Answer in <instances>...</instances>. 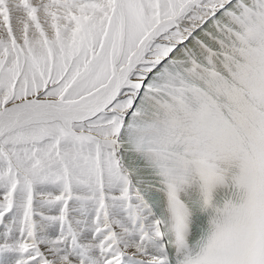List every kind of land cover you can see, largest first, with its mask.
Returning a JSON list of instances; mask_svg holds the SVG:
<instances>
[{
  "label": "snow or ice",
  "instance_id": "6c2138e0",
  "mask_svg": "<svg viewBox=\"0 0 264 264\" xmlns=\"http://www.w3.org/2000/svg\"><path fill=\"white\" fill-rule=\"evenodd\" d=\"M0 264H264V0H0Z\"/></svg>",
  "mask_w": 264,
  "mask_h": 264
}]
</instances>
